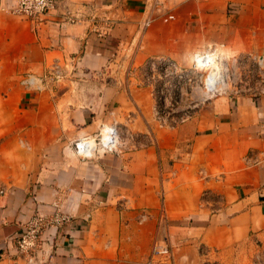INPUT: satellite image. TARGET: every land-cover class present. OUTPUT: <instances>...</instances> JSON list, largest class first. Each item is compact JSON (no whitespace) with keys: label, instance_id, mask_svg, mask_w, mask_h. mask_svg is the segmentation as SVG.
<instances>
[{"label":"crops","instance_id":"crops-1","mask_svg":"<svg viewBox=\"0 0 264 264\" xmlns=\"http://www.w3.org/2000/svg\"><path fill=\"white\" fill-rule=\"evenodd\" d=\"M16 1L0 0V264H147L167 216L192 218L213 249L264 240V165L243 162L264 154V93L215 96L159 126L141 76L151 57L188 68L209 46L234 70L242 56H264V0H56L37 24L13 13ZM66 12L83 20L65 23ZM56 59L72 75L39 93L19 84ZM112 125L117 152H74ZM55 206L73 219L47 228L28 262L15 235Z\"/></svg>","mask_w":264,"mask_h":264},{"label":"built area","instance_id":"built-area-1","mask_svg":"<svg viewBox=\"0 0 264 264\" xmlns=\"http://www.w3.org/2000/svg\"><path fill=\"white\" fill-rule=\"evenodd\" d=\"M56 4V0H17L13 13L37 24L40 17L53 10ZM229 9L232 10V6ZM65 15L63 19L65 23H79L83 20L81 16H74L67 12ZM89 16L93 20L97 18L93 13ZM148 24L149 20H145L143 25L146 27ZM246 60H253L256 64L264 66L263 55L252 58H249V55L242 56L239 58L238 65L244 64ZM73 70L69 61L56 59L41 73L26 72L19 77L18 81L25 90L39 93L52 88L68 75H72ZM194 73H198L199 79L195 80ZM126 75L130 76L129 69ZM229 75L227 66L219 60V55L214 48L193 52L188 68L180 66L168 56L161 55L147 59L141 69L143 81L153 87L155 104L152 112L159 126H175L186 120L193 109L208 98L229 92L231 90L227 86ZM196 84L203 93L201 96L193 94ZM119 138L118 126H107L94 135L79 138L75 142L74 152L81 159L91 158L99 148L108 152H117ZM243 162L246 166H263L264 154L250 150L244 155ZM261 203L264 204V194ZM140 217L144 220L146 214L142 213ZM72 219L73 216L57 206L50 214L35 212L23 223L15 235L16 252L26 257L28 262H32L34 251L39 247L44 231L47 228L60 229L70 224ZM147 264H173L170 246L164 241H154Z\"/></svg>","mask_w":264,"mask_h":264},{"label":"rangeland","instance_id":"rangeland-1","mask_svg":"<svg viewBox=\"0 0 264 264\" xmlns=\"http://www.w3.org/2000/svg\"><path fill=\"white\" fill-rule=\"evenodd\" d=\"M207 48H211V46ZM254 56L259 55L251 54L249 58ZM227 68L230 74L227 86L231 90L216 96L244 94L251 98H258L264 93V66L256 64L253 60H246L244 64L236 66V70ZM194 77L195 80L199 79L198 73H194ZM198 90L200 88L196 84L193 91L195 96H199L195 94ZM169 198L167 197V201ZM193 221L190 217L170 219L167 216V231L156 238L161 241L165 240L170 246L173 264H264V240L254 237L220 249L209 248L201 242L198 235L191 233L190 228Z\"/></svg>","mask_w":264,"mask_h":264}]
</instances>
